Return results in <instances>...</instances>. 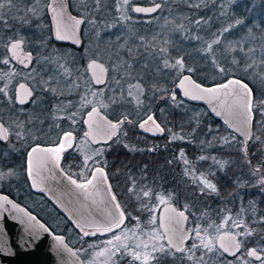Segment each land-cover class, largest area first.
<instances>
[{
    "label": "trees",
    "instance_id": "16d2710c",
    "mask_svg": "<svg viewBox=\"0 0 264 264\" xmlns=\"http://www.w3.org/2000/svg\"><path fill=\"white\" fill-rule=\"evenodd\" d=\"M47 2L45 0V5ZM156 3L161 4V9L153 16L143 17L131 13L130 17L123 19L120 12L115 10L113 0H104L100 12L95 11L92 0H67L69 12L84 20L82 28H90L92 33L101 32L100 39L122 29L135 31L133 36L121 34L116 39L113 50L117 51L119 45L123 46V50L116 52L117 57L114 55L117 58V72L112 69L108 72L109 76H115L118 84L123 86L121 89L140 84L141 102L137 104L126 97V91L113 102L112 112L106 115L109 120L117 122L127 116L133 123L122 124L119 135L114 139L123 144L114 149V173L108 170L107 151L99 157L97 167L106 171L113 186L116 185L114 178L125 184L122 187L123 193L129 191L132 180L136 181L137 192L152 189L156 193L162 191L166 197L171 193L173 200L170 204L184 211L187 226L199 225L208 229L213 236L216 233L209 225L220 224L222 216L236 218L237 213H240V218L256 229L252 236L241 237L245 240L242 251L264 248V224L256 222L259 217L264 216V187L257 182V176L252 175L247 163L250 160L256 165L264 161V144L250 140L245 159L241 144L243 140L220 119L212 116L205 105L185 100L177 88L178 80L184 75L207 88L226 83L230 79H239L253 89L255 100L264 99V83L261 79L264 64L260 63L264 60V0H135L133 5L150 6ZM84 4L88 5V10ZM196 4L200 7L193 6ZM19 18L15 23L0 21V88L10 83L8 95L0 94V109L4 104L3 111L19 112L20 121L18 146L15 147L12 142V147L5 151L4 159L15 163L21 189L27 190L38 205L60 217L51 200L43 194L31 192L27 187L24 178L25 157L32 146L56 145L65 132H72L76 140L83 139V119L89 111V104L85 100L89 101V94L95 90L85 71L90 58L86 50L91 33L88 35L86 30L81 31L82 44L77 49L55 42L51 22L45 12L40 17L25 15ZM88 20L91 21L90 25ZM237 20L241 23L236 24ZM228 25L232 27L228 32H223V28ZM14 38H23L25 52L33 57L32 66L47 57L52 50L66 53L62 62L71 71L70 80L73 81L77 76L84 77L82 87L75 86L72 91L62 93L50 88L39 92L30 82L28 85L34 87H31L34 91L32 104L18 110L11 99L5 98L13 96L14 88L20 82L18 75L22 71L6 53L8 43ZM213 39H218L220 43L214 44L209 53L207 45ZM161 49L166 51L162 52ZM150 56L156 59V63L144 66ZM177 59L183 60L184 69L170 67ZM3 60H8V63H2ZM165 61L169 66L165 65ZM247 64H253V67L245 71ZM217 65L226 71L220 72ZM189 68L192 69L191 72L187 71ZM150 70L156 72L147 73ZM139 72L143 76L138 75ZM173 95L176 97L175 101L171 99ZM253 107L251 131L259 135L258 129L264 127L260 123L264 120V116L260 114L264 112V108L256 103ZM147 115H153L165 129L160 136L148 137L140 132L138 125ZM173 134L184 138L173 139ZM224 138L228 139L227 143ZM261 139L264 140V136ZM142 144L146 148H140ZM181 151L189 161L195 163L199 172L216 173L214 182L219 189V196L202 195L197 191L191 178L184 174L186 166L179 159ZM201 155L215 157L224 162V167L218 168L211 159L198 160ZM67 158L73 165L79 164L73 151L68 153ZM114 193L121 208L126 211L130 208L133 215H147L149 212L143 207L144 204L153 208L157 205L153 198L141 199L137 195L127 198L120 195V190L119 193ZM143 208L146 212H137ZM224 209L227 211H222ZM62 222L68 221L63 219ZM66 225L67 230L53 229L52 232L64 237L71 246L77 247L81 237L69 222ZM228 230L225 226V231ZM231 230L242 231L235 228ZM196 242L199 243L198 240ZM191 243L192 240L186 247ZM201 251L193 250L196 258H199ZM176 255L179 257L180 253ZM205 260L207 264H229V261L231 264H238L234 258H228L220 252L215 255L208 253ZM164 264L193 262L187 260L186 256L181 259L168 257Z\"/></svg>",
    "mask_w": 264,
    "mask_h": 264
},
{
    "label": "snow or ice",
    "instance_id": "6c2138e0",
    "mask_svg": "<svg viewBox=\"0 0 264 264\" xmlns=\"http://www.w3.org/2000/svg\"><path fill=\"white\" fill-rule=\"evenodd\" d=\"M103 2L104 0H92V5L95 11H102ZM7 3L10 4L11 0H7ZM129 3L130 0H113V5L117 12L122 11V9L125 6L129 5ZM65 6L66 5L64 3H60L57 5L60 11L57 12L56 16L55 38L56 40L73 39L74 43L79 44L81 43L79 39H74L76 36V26L83 23L84 20L77 19L75 16L71 15L66 16L64 13ZM193 6L200 7L199 4ZM4 7L5 0H0V9H3ZM48 7L52 8L53 5L48 4ZM84 7L86 10H88L87 4H84ZM159 7L160 5L156 4L154 7L149 9L136 7L132 10L135 12H154ZM53 10L55 11V8H53ZM30 11L33 14H35L36 12L35 9H30ZM0 20H3L2 16H0ZM197 23H199V21H197ZM240 23L241 21H236V24ZM231 27L232 25H228V27L223 28L222 31L226 33ZM23 43V38H14L10 42V50L13 52V57L16 56V52L21 49ZM219 43L220 41L218 39H213L212 43L207 45V51L211 53L213 45ZM161 51H166V49H161ZM30 58L31 54L29 53L24 57V59L19 60V62L23 64L25 60H30ZM2 63L7 64L8 60H3ZM213 63H216L215 60H213ZM260 63L264 64V60H262ZM165 65L169 66L167 64V61H165ZM217 66L219 67V65ZM60 67L64 69V72L66 74L71 75L70 69H68L65 65L61 64ZM170 67L184 69L183 60L177 59L173 65H170ZM252 67L253 64H247V66L245 67V71ZM96 69H99L100 74H94L93 80L95 83L103 84L104 80L102 77L103 74L107 71L104 68L103 64L98 63L97 60L93 59L87 64L85 71H92ZM187 71L191 72L192 69L189 68L187 69ZM219 71L223 73L226 71V69L223 67H219ZM261 79H264V70H262ZM117 83H119V81H117ZM186 83L190 85L189 88L185 89L184 94L186 96L190 95L192 99H202L205 95L213 97L228 108L229 115L238 117L242 120V123L246 128V131L244 132L245 139L241 142L245 159H247V144L249 140H251L253 143L259 142L261 144H264V140L261 139V136H264V127L258 129V131L260 132L259 135L252 132L250 128L251 121L253 119V105L254 103H256L260 108H264V99L255 100L253 96V89L249 87L248 83H244L239 79H230L226 83L218 84L214 88H204L200 84L191 81L189 76H184L180 81L181 87H184ZM20 87L24 88L25 86L21 85ZM6 88V85L4 88H0V94L7 95ZM133 89H135L137 93L135 97H133ZM141 93V85L138 83L135 85H129L127 89L128 97H133L136 100L137 104L141 102L139 99ZM26 94L31 95V92H27ZM92 95H97V93L93 92ZM232 95L239 97L241 101L239 104L235 105V107L239 109L238 112L233 111V105L227 103L226 98ZM171 99L175 101V95H173ZM20 102L23 103L24 101L21 99ZM85 103L90 104L91 101L85 100ZM100 107L105 108L107 107V105L101 104ZM255 110L258 111L259 109ZM94 114L96 116H99V112L96 107H93L92 110L88 113L90 121H86V123H89V131L84 133L86 138L96 134V129L100 128L99 122L91 120ZM220 114V112H216V115L219 116ZM260 114L261 116H264V112H261ZM74 115L75 114H73V116ZM100 120L104 122V128L107 129V131L104 132V135L108 138L116 135L117 129L122 124L126 122L133 123L128 119L127 116H124L116 123L104 120L103 117H100ZM149 122H151V124L154 125L155 129L159 130L160 132H163L165 130L163 127H161V124L156 121L153 115H147L146 119H143L139 124V127L141 129H144L145 131H148L146 125H148ZM225 123H228V121H225ZM260 123L262 126H264V120H262ZM93 124L96 125V128H93ZM229 127H232V125L229 124ZM16 137H20L19 132L16 133ZM172 138L183 139L184 137H178L177 134H173ZM8 139L9 129L4 125V123H0V140L7 141ZM72 140V132H65L63 133V136L61 137L56 147H33L28 153L29 177H32L34 180L37 177H40L39 170L34 172L33 154L42 153L51 155L56 163V166L58 167L60 153L65 150L66 145L68 147L72 146ZM224 141L227 143L228 139L224 138ZM149 150L151 151L152 149ZM102 151V149H98L97 155L101 154ZM0 159H3V157L0 156ZM88 159V157H85V163H87ZM179 159L186 166L184 169V174L191 178L193 185L196 187L197 191L200 194H216L217 196L220 195L217 184L214 182L216 176L215 172H199L195 167V163L193 161H189L183 151L179 153ZM208 159L213 160L214 164H216L218 168L222 169L224 167V162L217 160L215 157L204 155L198 157V160L200 161ZM247 163L249 165V168L251 169L252 175L259 176L260 179L258 182L261 187H264V161H260L256 165H253L250 160H248ZM61 172H63L62 169ZM11 174V172L5 173L3 170H0V180L4 179L5 175ZM73 175L75 174L65 173L66 179L71 184L75 185L76 188L81 189L86 194L85 198H87L88 195H91V193H89L90 187L96 191H99L98 183H94V181L98 182L99 178H103L104 180L107 179L106 173L104 172V169L102 167L95 168V170L91 173V179L84 177V173L82 172L81 176L84 177V182L82 183H78L76 179H73ZM131 183L132 187L129 188V192L137 195L138 198H153L159 205H167L173 200V195L171 193H168L167 197H165L163 193L157 194L152 189H144L141 192H137L136 181L132 180ZM33 186H35V183ZM228 195H231V193H229ZM0 201H3L6 204L12 203V201H10L6 196L0 197ZM111 201H116V197L114 195L111 196ZM93 203H95V200H93ZM13 207H16V205H13ZM143 207L149 212L155 211V208L150 207L148 204H144ZM185 210H187V207H185ZM222 211H227V209H224ZM241 211H243V209H241ZM88 215L92 216L93 218L90 220H85L84 226H81V224H77V227H80L84 236H95L97 235V233L101 235L112 233V235L110 238L106 239L103 242L104 246L99 251H96L93 254L91 260H86L85 262H82V264H121V262H123V264H164L168 257L181 259L185 256L187 260L192 261L193 264H207L205 256L208 253H212L213 255H215L216 252H220L221 255H223L224 253L230 254L238 262V264H253V260L258 262V264H264V248H250L242 251L245 240L241 239V237L252 236L255 233L256 229L250 227L242 218H240V213H237L236 218L230 215L222 216L220 218V224L209 225V227L213 228L216 233V235L212 236L211 238H209L211 236V233L208 232V229L201 228L199 225L188 228L183 227L182 225L185 221H187V217L184 215V211H181L176 215L175 222L177 225H181V227H179L178 229L169 227L166 217H161L159 224H156V218L152 217L149 223L153 224L154 227L148 233H145L143 231V228H141L138 223L137 228L140 229L139 233H137L135 229L127 228L125 221H131L132 219L136 218L131 217V214L122 209L119 203H114V210H107V208H105L98 211L94 216L92 212H89ZM32 219H35V217H32ZM256 222L264 224V216L259 217ZM89 226H91L94 230H86V228ZM225 226L228 227V231H225ZM40 227L43 228V225H40ZM234 228L242 229V231L233 232L231 229ZM115 229H119L120 234H116ZM45 231H47V229H45ZM128 233H131V235H129ZM202 233H204V235H202ZM143 236H147V239H143ZM189 239L192 240V243L190 246L186 247V241H188ZM56 240L63 244L62 237L57 236ZM197 240L199 241V243L196 242ZM194 249L202 250L199 258L195 257V254L193 252ZM177 253H180L179 257H177ZM229 264H231L230 261Z\"/></svg>",
    "mask_w": 264,
    "mask_h": 264
},
{
    "label": "water",
    "instance_id": "95a60500",
    "mask_svg": "<svg viewBox=\"0 0 264 264\" xmlns=\"http://www.w3.org/2000/svg\"><path fill=\"white\" fill-rule=\"evenodd\" d=\"M60 3H64L66 5L64 8L65 15H71V13L69 12L67 0H49V4L53 5L52 8L48 7V15L52 26L53 38L58 44L70 45L79 49L82 44L81 28L83 23L76 26V36L74 38L79 39L81 43L76 44L73 42V39L56 40L55 38L56 16L57 12L60 11L57 5ZM156 4H159L160 7L157 8L154 12H135L132 10L136 7L149 9L154 7ZM156 4L150 6L134 5L131 8V12L137 16H153L161 9V4ZM53 8H55V11L53 10ZM76 18L81 19L78 17ZM6 51L9 58L14 63L20 65L23 70L30 69V67L32 66V56L30 60H25L23 64L19 62V60L24 59V57L28 55V53L24 51V43L22 44L21 49L16 52L15 57H13V52L10 50V44L7 46ZM91 60H89L87 64ZM97 62L103 64L102 62ZM103 66L107 70L102 77L104 80L103 84L95 83L93 80L94 74H100L99 69L87 71L92 86L95 88L103 87L107 83L108 69L105 64H103ZM184 76H182L177 82V88L182 97L188 102L200 103L205 105L212 116L220 119L233 133L244 140V132L246 131V128L243 125L242 120L238 117L229 115L228 108L224 104H222L217 99L207 95H205L202 99H192L190 95L186 96L184 94L185 89L190 87V85L187 83L184 87H181L180 81ZM191 81L193 80L191 79ZM21 85H24L25 87L21 88ZM27 92H31V95L26 94ZM14 94L17 104L26 105L30 102L33 96V90L28 84L20 83L15 87ZM21 99L24 101L23 103L20 102ZM226 100L228 104L233 105V111H239V109L235 107V105L241 102L239 97L232 95L227 97ZM91 110H89L85 114L83 119V125L86 129V132L89 131V123H86V121H90L88 113ZM98 112L99 116H96L94 114L91 120L99 122L100 128L96 129V134L92 135L91 137H87L93 145L107 144L114 136L113 135L111 136V138H108L104 135V132L107 131V129L104 128V122L100 120V117H103L104 120L107 121L110 120H108L101 111L98 110ZM216 112H220L221 114L218 116L216 115ZM225 121H228V123H225ZM229 124H231L232 127H229ZM93 128H96L95 124H93ZM66 147L68 146L66 145ZM33 168L34 172L37 170L40 171V177H37L35 180L32 177H29L32 187L37 191L45 192L47 196L53 201V203L63 212H65L75 225L81 224V226H84L85 220L92 219L93 217L88 215L89 212H92L94 216L101 209L107 208V210H114L115 202L111 201L112 195L110 194L106 180H104L103 178H99L98 182L94 181V183H98L99 191H96L90 187L89 193H91V195H88L87 198H85L86 194L81 189L76 188L75 185L71 184L66 179L65 175L60 171L59 167L56 166V163L51 158V155L42 153L33 154ZM34 183L35 186H33ZM3 196L5 195H0V197ZM8 199L12 201L10 198ZM93 200H95V203H93ZM13 205H16V207H13ZM179 212L181 211L176 209L172 204L163 205L159 211V223L161 217H166L169 227L178 229L179 227H181V225H177L175 220L176 215ZM32 217L33 216L30 215L27 210L21 205H18L13 201L11 204H6L3 201H0V249L4 248L3 251H0V264H82L79 257L76 254L74 255L73 249L65 242V240H63V244L58 242L56 240V236L52 235L48 231H45L46 228L44 226L43 228L40 227L41 224L36 219H32ZM182 226L187 228V221H185ZM86 230L94 229L89 226L86 228ZM189 241L190 239L186 241L185 246ZM34 249L35 262L30 261L29 257ZM223 255L228 258H233L228 253H224ZM253 262L257 263L254 260Z\"/></svg>",
    "mask_w": 264,
    "mask_h": 264
},
{
    "label": "flooded vegetation",
    "instance_id": "af4514ba",
    "mask_svg": "<svg viewBox=\"0 0 264 264\" xmlns=\"http://www.w3.org/2000/svg\"><path fill=\"white\" fill-rule=\"evenodd\" d=\"M6 49H7V47H6ZM6 53H7V51H6ZM14 64H16V63H14ZM16 65L21 68L20 65H18V64H16ZM108 77H109V75H108ZM107 82H108V80H107ZM20 83H23V82H20ZM20 83H18V84H20ZM106 84L103 87H100V88H95L94 87V88H95V90H100V89H103L106 86ZM14 91H15V88H14ZM33 97H34V91H33V96L31 98L30 102L28 104H26V105L17 104L14 93H13V96H6L5 98L6 99H11L15 103V105L17 106V108L19 110V109H23V108L29 107L32 104ZM3 106H4V104H2L1 109H0L1 110L0 111V123H4V125L6 127H8V129H9V139L7 141H1L0 140V156L3 157V159H0V170H3L5 173L11 172L12 174L11 175H5V178L0 180V195L7 196L13 202H15L16 204L21 205L23 208H25L27 210V212L30 215H32L33 217H35V219L41 225H43L47 229V231L49 233H51L52 235H54L56 237L59 236V235L54 234L52 232V230L53 229L60 230V231L67 230V227H66L67 225L66 224L69 222L71 224V227L76 229L77 232L79 233L80 237H81V240H80L78 246L77 247H73L65 240L64 237H62V236H59V237H62L63 240H65V242L73 249L74 253L79 257L81 262H85L86 260L92 259L93 254L96 251H98L100 248H102V246L104 245L103 242L106 239L110 238L112 233H106L104 235H100L99 233H97V235L91 236V237L90 236H83V232L81 231L80 227H77V225L74 224V222L66 215V213L63 212L60 208H58L53 203V201L47 196V194L45 192L37 191V190H35L32 187L31 182H30V178H29V175H28V160H29L28 153L31 151V149L33 147H36V146H39L41 148L56 147L58 145V143H59V141H60L62 136L59 138V141H58V143L56 145H53V146L52 145H48V146L35 145V146H32L29 149V151L27 152V154H26L25 163H24V167H25L24 178H25V181L27 182V187L30 189L31 192L43 194L49 200H51L52 204H54L55 209L57 210L58 215L60 216V217H56L54 214H52V212L51 213L49 212L48 214H50V216H55L59 220V224H60V225L59 224L50 225L48 223V221H47V215L44 217L43 215L38 214L34 210V208L32 206H30L31 201H34V200H33V198L31 196L28 195L27 190H22L21 187L19 186L20 175H19V171L16 168H14V164L15 163L13 161L12 162H8L7 159H4L5 151H7L10 147H12V142H14L15 147L18 146L17 145L18 138L16 137V133L19 132L20 121L18 120L19 112H16V111H13V110H11V111H9V110L3 111ZM103 115L109 120V118L105 114H103ZM11 119H13V121H11ZM113 123H116V122H113ZM146 127L148 128V131H145L144 129H141L139 127V125H138V128H139V130H140V132L142 134L146 135V133H152L151 135L148 134L149 135L148 137H156V136H160L162 134L159 130L155 129V127L150 125V124L146 125ZM84 129H85V127H84ZM120 129H121V126L117 129L116 135H114L112 137V139L110 140V142L107 143V144L93 145L89 141V139L86 138L85 135L83 134V139H81V141L85 142V144L87 145L88 150H86V151H82V150H80L77 147L81 143V141H79V139L76 140V136L72 133V135H73V140H72V143H71L72 146L71 147H66L65 146V150L62 152L61 158L59 160V166L58 167H59L60 171L62 169L63 170L62 173L64 175H65V173H67V174H73L74 173L75 175H73L72 178L76 179L78 183H82V182H84V177H87L88 179L92 178L91 177V173L95 170V168H97V163L96 162H98L99 161V157L105 151H107L106 152V157H107L108 165H109V169L108 170L110 172L114 173V169L116 168V165H114L115 164L114 149L117 146H123L122 143H119V140L118 141L114 140L119 135ZM85 132H86V129H85ZM144 144H142V146H140V148H146V146H143ZM151 146H152V143H151ZM90 147H94V149H90ZM98 149H102L103 150L102 153L99 154V155H97V150ZM70 151H73V153L78 157L79 164L73 165V163H70L72 161L67 158V155H68V153H70ZM133 154H135V153H133ZM85 157L89 158L87 160V163H85ZM82 172L84 173V177L81 176ZM104 172L106 173L105 170H104ZM107 173H108V171H107ZM106 177H107V174H106ZM116 179H118V178H114V181L116 182V185H114V186H113L112 182L108 180V177L106 179V183L108 185V188H110L109 191H110V194L112 196L115 195L114 191H117L119 193V190H120V195L125 196L127 198L132 197L133 195H135L133 193H130L129 191L123 193L122 187H124L125 184H123V183H121L119 181H116ZM130 187H132V185H130ZM115 203H118V202L115 201ZM162 206H160L157 210H156V208H157L156 207L154 212H149L146 209L149 213L147 215H145V216H138L136 214L133 215V212L131 211V209L128 208V210L126 212L130 213L131 217H134L136 219H132L131 221L126 220L125 224H126L127 228L135 229L137 231V233H139L140 229L137 228V223H138L140 225V227L143 228V231L145 233H147L148 231L150 232L151 229L154 227V225L150 224L149 221H150V219L152 217H155L156 218V224H159V211H160ZM146 210L143 208V209H141V211H137V212L143 213V212H146ZM63 219H66L68 222H66V223L62 222ZM89 231H92V230H89ZM115 232H116V234H120V230L119 229H115ZM129 235H131V233H129ZM142 238L144 239V236ZM3 249L4 248H1L0 251H3ZM44 252H45V250H44ZM29 257H30V261L35 262V249L32 251V253H31V255ZM121 264H123V262H121Z\"/></svg>",
    "mask_w": 264,
    "mask_h": 264
},
{
    "label": "rangeland",
    "instance_id": "374dc122",
    "mask_svg": "<svg viewBox=\"0 0 264 264\" xmlns=\"http://www.w3.org/2000/svg\"><path fill=\"white\" fill-rule=\"evenodd\" d=\"M133 2H135V0H130L129 5L125 6L122 9V11H120V16L123 17V19L130 17V15L132 13L131 8L133 7ZM48 4H49V0H48L46 5H45V0H11L10 4H8L7 0H5V7L3 9H0V16L3 17V20H0V21L4 22V23H15V22L19 21L20 16L30 15L32 18L33 17L35 18V17L42 16L44 12L48 15ZM30 9H35L36 10L35 14H33L30 11ZM85 16H87V15L85 14ZM48 17H49V15H48ZM49 20H50V18H49ZM89 23H91V21L88 20V24ZM86 29L87 28L84 29V27H83L81 29V31L82 30L84 31ZM86 31L88 32V35H89V33H91V35L89 36V39L87 41V43H88V47L86 50L87 56L90 57L91 59L94 58L95 60L100 61L103 64H105L108 71H109V69H112L115 72H117V68H116V64H115L117 58H115V56H116V52L123 50V48H122L123 46L119 45L118 50L114 51L113 48L115 45V41L121 34H127V35L133 36L135 31L131 30V29H122V30L117 31L115 34L109 33L103 39H100V33L101 32H99V31L92 33L90 28ZM52 33H53V31H52ZM81 41H82V39H81ZM50 52L51 53L47 57L40 59L30 69L22 70L18 75V79L20 80V82H23L26 84H29L31 82L34 87L39 89V92L46 91L48 88H50L53 91L62 93L64 91H67V92L72 91L73 89H75V86L77 88L82 87V82L84 80V77L77 76L76 79L71 81L70 80L71 76L69 74H66L64 72V69L60 67L61 64L64 65L62 60L66 58L67 54L62 53L60 51H56V50H52ZM144 63H143L144 66H147V64L152 65V64L156 63V59L150 56L148 61H146ZM149 72H156V70L147 71V73H149ZM137 74L143 76L142 72H139ZM81 76H82V73H81ZM20 82H18V83H20ZM263 83H264V79H263ZM49 84H51V86H48ZM9 85H10V83L8 82V85H6L7 86L6 92L9 89ZM33 86H31V87L34 89ZM71 87H72V89H70ZM122 87L120 86V84L117 83L115 76L114 77L109 76L108 82L103 89L94 90V92H96L97 95H92V93L89 94V101H91V103L89 104V110H91L93 107H96L99 111H101L103 114L108 116V114H110L112 112L111 109H112L113 101H115L116 98H120V94H122L123 91L124 92L126 91L125 96L128 97V95H127L128 87H126L125 90L121 89ZM132 91H133V97H135L137 94L136 90L133 89ZM141 96L142 95L140 94L139 99ZM133 97H128V98L136 101ZM101 104H106L107 107L101 108L100 107ZM252 117H253V115H252ZM149 124L152 125L151 122ZM251 124H252V121H251ZM152 126H154V125H152ZM148 134L151 135L152 133H146L147 136H149ZM77 147L82 151L88 150L87 145L83 141H81V143ZM61 154L62 153H60V158H61ZM257 178H258V180H257V182H258L260 177L257 176ZM161 193H162V191H159L157 194H161ZM116 201H117V199H116ZM30 206H32L38 214L43 215L44 217L47 215V221L50 225L59 224V220L55 216H50V214H48L49 211L46 210L42 205H38L36 202L31 201ZM160 206H162V205L157 204L156 210ZM179 211H182V210H179ZM187 228H188V226H187ZM212 236L213 235H211L209 238H211ZM90 237H91V235H90ZM144 239H147V236H144Z\"/></svg>",
    "mask_w": 264,
    "mask_h": 264
}]
</instances>
